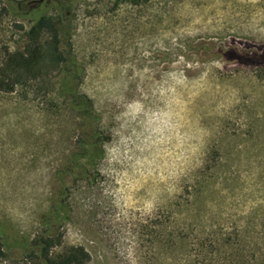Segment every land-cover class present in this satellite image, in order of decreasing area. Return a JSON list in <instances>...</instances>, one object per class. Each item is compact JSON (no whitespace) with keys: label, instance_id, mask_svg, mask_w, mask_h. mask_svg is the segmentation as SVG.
Instances as JSON below:
<instances>
[{"label":"rangeland","instance_id":"rangeland-1","mask_svg":"<svg viewBox=\"0 0 264 264\" xmlns=\"http://www.w3.org/2000/svg\"><path fill=\"white\" fill-rule=\"evenodd\" d=\"M0 9V264L52 233L87 264H264V0H74L32 70Z\"/></svg>","mask_w":264,"mask_h":264},{"label":"trees","instance_id":"trees-1","mask_svg":"<svg viewBox=\"0 0 264 264\" xmlns=\"http://www.w3.org/2000/svg\"><path fill=\"white\" fill-rule=\"evenodd\" d=\"M3 13V11L0 12V21ZM45 33H49L52 35V43L50 44V47L52 48V52L56 56V61L58 63L64 64L67 61L68 57L65 53H62L60 51V46L62 44V39L60 38V26H56V23L47 22L46 20L41 21L36 26H32L29 30L28 38L31 42L29 48L26 49L25 52L15 54L11 58L18 61V65L20 67L27 68L29 70H32L34 69V67L39 66L41 63L45 62L46 54L44 46L41 43L42 37ZM38 77L39 76H36L35 79H37ZM75 83L76 79L73 77V74L69 73L66 81L64 82V86H71L72 92H76L77 88ZM15 84L16 82L13 83L12 87L9 89L10 91L14 90ZM86 116L89 118V120L96 121L97 119L96 117H94V112L91 109L86 112ZM96 141L97 139L94 141V143H96ZM94 143L91 142L90 144H85L87 146L84 145V148L87 149L88 145H92ZM87 155V158L93 161L100 160L103 156V153L100 152L99 154H94L89 150ZM74 167L77 170L82 169L81 166H78L77 162L74 163ZM56 210L58 214H66L68 212V205L66 204L65 197L61 196L58 199ZM61 239L62 236L54 233L40 235L36 240H34L32 247L29 248L22 256L23 264H87L90 261V254L83 247H69L61 253L56 252L55 249L60 246ZM4 256H6V254L3 250V245L0 240V258Z\"/></svg>","mask_w":264,"mask_h":264},{"label":"flooded vegetation","instance_id":"flooded-vegetation-1","mask_svg":"<svg viewBox=\"0 0 264 264\" xmlns=\"http://www.w3.org/2000/svg\"><path fill=\"white\" fill-rule=\"evenodd\" d=\"M119 1L122 2V0ZM141 1L142 0H129V2L137 5L140 4ZM6 2L18 10L21 18L28 22L31 21L32 26H36L44 20L56 23V26H62L63 22H69L71 19L70 14L74 0H6ZM39 10L42 12H39ZM1 11L3 10L0 9V12ZM53 16L58 19L54 20ZM78 170L81 171L82 169ZM2 245L4 248L3 243Z\"/></svg>","mask_w":264,"mask_h":264}]
</instances>
